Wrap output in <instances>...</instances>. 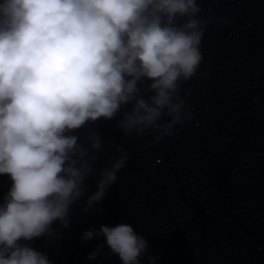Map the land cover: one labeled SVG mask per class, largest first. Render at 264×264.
Returning <instances> with one entry per match:
<instances>
[{"label": "clouds", "instance_id": "1", "mask_svg": "<svg viewBox=\"0 0 264 264\" xmlns=\"http://www.w3.org/2000/svg\"><path fill=\"white\" fill-rule=\"evenodd\" d=\"M201 13L198 0H0V176L11 185L0 196V264H51L28 242L55 238L56 222L69 227L89 177L85 213L117 181L127 151L114 146L96 169L104 141L91 130L82 142L81 129L120 115L124 137L151 132L159 143L192 119L182 85L196 77L215 19ZM101 237L121 264H142L148 242L130 224L81 238ZM101 254L97 245L86 259Z\"/></svg>", "mask_w": 264, "mask_h": 264}, {"label": "water", "instance_id": "2", "mask_svg": "<svg viewBox=\"0 0 264 264\" xmlns=\"http://www.w3.org/2000/svg\"><path fill=\"white\" fill-rule=\"evenodd\" d=\"M162 264H264V56Z\"/></svg>", "mask_w": 264, "mask_h": 264}]
</instances>
